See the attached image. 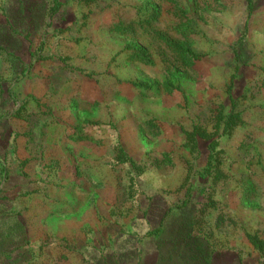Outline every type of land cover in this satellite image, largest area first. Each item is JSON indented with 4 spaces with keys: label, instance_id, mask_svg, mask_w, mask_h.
Segmentation results:
<instances>
[{
    "label": "rangeland",
    "instance_id": "rangeland-1",
    "mask_svg": "<svg viewBox=\"0 0 264 264\" xmlns=\"http://www.w3.org/2000/svg\"><path fill=\"white\" fill-rule=\"evenodd\" d=\"M0 264H264V0H0Z\"/></svg>",
    "mask_w": 264,
    "mask_h": 264
},
{
    "label": "crops",
    "instance_id": "crops-1",
    "mask_svg": "<svg viewBox=\"0 0 264 264\" xmlns=\"http://www.w3.org/2000/svg\"><path fill=\"white\" fill-rule=\"evenodd\" d=\"M0 101H13L11 94L9 91L6 90H1L0 92ZM0 219H2V217L0 216ZM2 232V228L0 227V243H2L5 239V236L3 238V236L1 235ZM5 242V241H4Z\"/></svg>",
    "mask_w": 264,
    "mask_h": 264
}]
</instances>
